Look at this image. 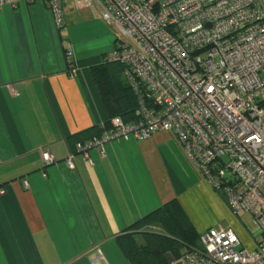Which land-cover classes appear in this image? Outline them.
Wrapping results in <instances>:
<instances>
[{"label": "crops", "instance_id": "obj_1", "mask_svg": "<svg viewBox=\"0 0 264 264\" xmlns=\"http://www.w3.org/2000/svg\"><path fill=\"white\" fill-rule=\"evenodd\" d=\"M63 12L58 27L47 0L0 9V264H130L118 237L174 198L199 234L214 226L228 214L223 200L171 131L104 141L83 159L77 146L111 126L90 68L116 38L71 41L73 14L100 16L73 2ZM41 148L55 161L45 165Z\"/></svg>", "mask_w": 264, "mask_h": 264}, {"label": "built area", "instance_id": "obj_2", "mask_svg": "<svg viewBox=\"0 0 264 264\" xmlns=\"http://www.w3.org/2000/svg\"><path fill=\"white\" fill-rule=\"evenodd\" d=\"M30 1L0 0V9ZM47 1L58 27L67 2L89 6L112 27L120 39L107 59L125 65L137 98L138 119L111 118L105 136L77 146L83 159L92 163L87 151L104 141L171 131L231 211L250 213L256 225L250 248L233 228L210 226L181 264H264V0ZM73 55L67 48L70 76ZM40 152L45 165L55 161ZM66 163L73 167L72 155Z\"/></svg>", "mask_w": 264, "mask_h": 264}, {"label": "trees", "instance_id": "obj_3", "mask_svg": "<svg viewBox=\"0 0 264 264\" xmlns=\"http://www.w3.org/2000/svg\"><path fill=\"white\" fill-rule=\"evenodd\" d=\"M90 71L109 116L106 122L110 123L115 116L125 122L137 120V98L123 78L125 65L103 57V61L91 66ZM80 134L74 137L80 139ZM155 225H160L163 232H159ZM199 235L174 198L132 224L130 231L118 237V244L130 264H170L166 253L180 261L185 248L199 245Z\"/></svg>", "mask_w": 264, "mask_h": 264}, {"label": "rangeland", "instance_id": "obj_4", "mask_svg": "<svg viewBox=\"0 0 264 264\" xmlns=\"http://www.w3.org/2000/svg\"><path fill=\"white\" fill-rule=\"evenodd\" d=\"M69 19L72 21L69 27L71 41H89L109 35L111 38H117L115 45H119L120 36L114 30H112L102 18L98 16L88 18V16L73 14ZM99 40L102 42L105 39L101 38ZM212 190H214L218 198L222 201L219 191L214 187H212ZM222 203L224 204L228 214L224 213L223 217V215L220 213V216H222L221 220L217 221L214 226L217 228H228L232 226L237 233L239 232L241 239L244 240L243 244L245 247L250 248L254 239V231L256 230V225L253 223L251 214L244 211L232 212L227 204H225L223 201ZM208 212L215 214L220 212V210L217 207L210 205ZM156 227L159 232H163V228L160 225H156Z\"/></svg>", "mask_w": 264, "mask_h": 264}, {"label": "water", "instance_id": "obj_5", "mask_svg": "<svg viewBox=\"0 0 264 264\" xmlns=\"http://www.w3.org/2000/svg\"><path fill=\"white\" fill-rule=\"evenodd\" d=\"M219 195L222 200L228 205L227 197L224 195L222 190L219 191ZM166 257L170 264H181L180 261H175L174 257L170 253H166Z\"/></svg>", "mask_w": 264, "mask_h": 264}]
</instances>
